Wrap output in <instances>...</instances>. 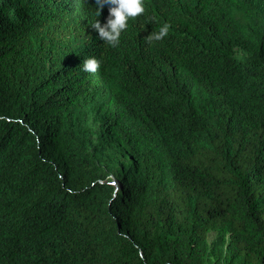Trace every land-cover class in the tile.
<instances>
[{
    "label": "trees",
    "instance_id": "trees-1",
    "mask_svg": "<svg viewBox=\"0 0 264 264\" xmlns=\"http://www.w3.org/2000/svg\"><path fill=\"white\" fill-rule=\"evenodd\" d=\"M144 4L0 0V264H264V0Z\"/></svg>",
    "mask_w": 264,
    "mask_h": 264
},
{
    "label": "clouds",
    "instance_id": "clouds-1",
    "mask_svg": "<svg viewBox=\"0 0 264 264\" xmlns=\"http://www.w3.org/2000/svg\"><path fill=\"white\" fill-rule=\"evenodd\" d=\"M105 4L115 5V7L109 8L107 24L102 28L97 20L92 27L99 32V36L103 41L115 47L119 44L121 32L128 27V20L144 15L146 7L144 0H96L98 15H100V10ZM169 29L170 25L165 23L158 33H152L146 40L148 42L160 41L168 34ZM100 66V60L91 57L85 60L83 69L84 71L95 73ZM109 180L111 184L114 183L112 178Z\"/></svg>",
    "mask_w": 264,
    "mask_h": 264
},
{
    "label": "rangeland",
    "instance_id": "rangeland-1",
    "mask_svg": "<svg viewBox=\"0 0 264 264\" xmlns=\"http://www.w3.org/2000/svg\"><path fill=\"white\" fill-rule=\"evenodd\" d=\"M108 159V162L111 163V165L114 167L113 171L119 169V165L123 163L126 164L128 162V157H121L119 156L114 150L109 152V155L106 157ZM115 177V172H113Z\"/></svg>",
    "mask_w": 264,
    "mask_h": 264
}]
</instances>
